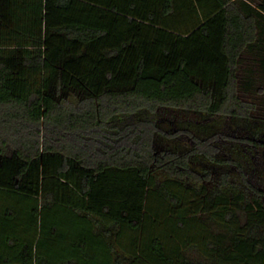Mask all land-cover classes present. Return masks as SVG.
<instances>
[{"label": "trees", "instance_id": "16d2710c", "mask_svg": "<svg viewBox=\"0 0 264 264\" xmlns=\"http://www.w3.org/2000/svg\"><path fill=\"white\" fill-rule=\"evenodd\" d=\"M0 264H264V0H0Z\"/></svg>", "mask_w": 264, "mask_h": 264}, {"label": "rangeland", "instance_id": "374dc122", "mask_svg": "<svg viewBox=\"0 0 264 264\" xmlns=\"http://www.w3.org/2000/svg\"><path fill=\"white\" fill-rule=\"evenodd\" d=\"M254 66H257V64H254Z\"/></svg>", "mask_w": 264, "mask_h": 264}]
</instances>
